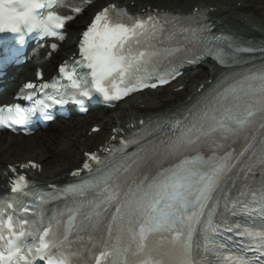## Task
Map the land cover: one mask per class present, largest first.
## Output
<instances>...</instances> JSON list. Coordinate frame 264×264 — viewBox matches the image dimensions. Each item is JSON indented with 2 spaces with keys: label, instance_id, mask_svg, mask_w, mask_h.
Listing matches in <instances>:
<instances>
[{
  "label": "snow or ice",
  "instance_id": "obj_1",
  "mask_svg": "<svg viewBox=\"0 0 264 264\" xmlns=\"http://www.w3.org/2000/svg\"><path fill=\"white\" fill-rule=\"evenodd\" d=\"M52 2L49 0V5ZM46 6L42 0H0V33L38 30L46 37H57L71 17L51 11L43 17L37 15ZM112 8L114 6L98 12L83 32L78 47L80 60L72 69L69 70L67 64L59 67L67 85L58 86L57 81L43 83L38 87L44 99L34 100L33 95L25 94L19 99L32 102L31 106L0 107V126L24 125L37 113L50 121L54 118L49 114L53 105L71 102L83 107L82 98L90 100L93 93L111 101L157 87L156 83L148 82L151 79L148 65L155 62L154 58L174 54V50H161L154 43L158 33L164 31L163 27L158 26L151 15L147 19L127 17L124 22L110 14ZM117 15L126 14L118 11ZM196 42H202V36L193 32V43ZM52 47L55 49L56 45ZM235 51L252 49L235 48ZM228 55L221 49L214 58L224 64ZM78 68L85 69L86 73H80ZM37 79H42L41 73H37ZM167 82L160 77V84ZM26 87L37 86L29 83ZM50 87L55 89V95L44 91ZM64 87L71 91H61ZM258 114L264 116V69L236 79L217 91L206 104L191 113L184 124L165 133L164 138L147 143L135 140L137 150L124 155L117 163L106 165L95 154H87L89 161L103 165L89 178L56 192H26L25 195H33L37 203H25L19 208L8 203L7 208L12 209V213L5 214L0 209V264H33L36 257L45 264H70L64 246L72 233L85 222L102 225L109 216L108 232L114 243L96 258V264H101V257H112V264H128L129 255H143L145 258L138 264H198L193 244L197 226H202L205 233L215 230L217 210L213 202L241 163L239 157L228 152L223 155L216 151L211 155L203 153L201 146L211 142L218 147V140L246 129ZM130 143L133 142L121 141L125 147ZM240 156H244V152ZM161 158L176 162L161 167L154 175L143 174L144 165ZM260 163L264 164V150ZM83 169L93 172L87 162ZM72 175L79 176L80 172ZM27 187L26 178L21 175L13 180L11 192L15 194ZM62 198H71L75 206L70 210L62 238H57L51 231V222L45 225L44 205ZM16 213L35 214L39 220L30 221ZM50 233L53 238L46 240ZM153 234L171 235L169 250L158 259L147 252V242ZM239 235L251 241L243 244L242 251L252 255L229 253L223 257L224 264H264V223L259 227L245 226ZM29 238L32 243H28Z\"/></svg>",
  "mask_w": 264,
  "mask_h": 264
},
{
  "label": "bare ground",
  "instance_id": "obj_2",
  "mask_svg": "<svg viewBox=\"0 0 264 264\" xmlns=\"http://www.w3.org/2000/svg\"><path fill=\"white\" fill-rule=\"evenodd\" d=\"M152 0H101L83 10L82 14L68 25L71 27L67 38L61 48L56 53H51L49 58L45 59L48 50L43 49L40 52L39 60L45 59L42 65V71L47 79L50 74L54 73L56 66L63 60L68 59L75 50L78 37L86 26L85 17L92 16L95 12L106 7L110 3L118 4L125 7L130 14H143L157 10L163 13H173L180 15L190 14L195 9L204 10L205 16L213 27L214 31L222 30L239 40H264V19L254 20L252 16L240 14L238 3H246L247 0H165L151 2ZM256 1V0H255ZM243 8V6H242ZM76 35V36H75ZM34 59H31L24 66L15 69L9 76L8 81L3 85L0 93V105L4 104L21 83L32 81L36 68L32 66ZM55 67L53 68V65ZM195 75L184 74L174 82L171 90L184 86L188 89V94L180 101L167 106L162 111H151L154 107V100L148 97V94L159 92L157 89L153 92H144L125 101L120 102L113 110L103 109L95 114H86L84 117L77 119L60 120L48 125V133L35 134L29 137L13 136L6 134L0 136V195L6 193V183L11 173L8 170L15 169L18 174H25L29 180L38 186L47 185H64L71 181L69 175L72 171L80 169L83 162V154L99 151L106 143H113V139L128 134L140 121H147L158 118L163 115H170L179 112L184 107L193 103L197 99L198 88H206L209 81H213L219 74L220 70L210 60L202 61L196 67ZM194 87L191 89V85ZM169 98L164 102H169ZM144 106L148 113L144 116L139 114L136 108ZM87 129L84 128L87 123H91ZM93 127H98L97 133H91ZM103 138L96 145L93 138L98 134ZM42 139L43 145L36 146L34 138ZM21 139L32 142L22 143ZM62 144L60 145V142ZM26 144V145H25ZM55 145V147H53ZM91 149H87L91 146ZM28 147L29 151H24ZM53 147V148H52ZM6 149V151H4ZM13 150L12 155L7 157L6 152ZM55 152H52V150ZM4 152V153H3ZM80 152V154H78ZM58 160L59 164H55ZM28 162L35 163L37 166L27 168ZM70 164V165H69ZM69 167L67 168V166ZM51 167V168H49Z\"/></svg>",
  "mask_w": 264,
  "mask_h": 264
},
{
  "label": "rangeland",
  "instance_id": "obj_3",
  "mask_svg": "<svg viewBox=\"0 0 264 264\" xmlns=\"http://www.w3.org/2000/svg\"><path fill=\"white\" fill-rule=\"evenodd\" d=\"M163 1H165V0H163ZM170 1H175V0H170ZM240 5H241V3H240ZM242 6H244V9H242L240 11V13L246 14L247 16H252V18L254 20L264 19V1L258 2V1L248 0L246 4L242 3ZM90 17H91V15L90 16L88 15L87 17H85V21L88 22ZM68 30H71V27ZM194 74H195V71L192 70V71L188 72L187 75L191 76ZM193 87H194V83H193V85H191V89ZM187 94H188V89H186V88L183 90V92L178 93V94H173L172 92H170L169 88L163 89V90H161L157 93L151 94V95H149V93H148V97L153 99L154 103H155V105L151 111H154V112L162 111L163 109H165L170 104L182 100ZM169 95H172V99H170L169 102H164V99L169 98ZM98 112H100V111H96L95 113H98ZM95 113H93V114H95ZM147 113H148V111L146 109L145 110H139V114L142 116L146 115ZM90 125H92V122L86 124L84 131H87V129ZM41 133L46 134V133H48V130L41 132ZM0 136H2V135H0ZM102 138H103V135L101 133L96 135V137L93 138L94 144L96 145V143H99L102 140ZM34 140H35V142H37V143H35L36 146H39L41 144L43 145L42 142H44V141L42 139H38V137H37V138H34ZM21 141H22V143L32 142V140L26 141L23 139H21ZM62 142L63 141L60 142V145L62 144ZM53 147H55V145ZM91 148H92V145L87 147V149H91ZM28 149H29L28 147H25L24 151H29ZM4 151H6V149ZM12 152H13L12 149L7 151L6 152L7 157H10L12 155ZM52 152H55V150L53 149ZM78 154H80V152ZM55 164H59L58 160H55ZM69 165L67 166V168L69 167ZM49 168H51V167H49Z\"/></svg>",
  "mask_w": 264,
  "mask_h": 264
}]
</instances>
